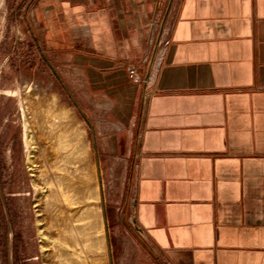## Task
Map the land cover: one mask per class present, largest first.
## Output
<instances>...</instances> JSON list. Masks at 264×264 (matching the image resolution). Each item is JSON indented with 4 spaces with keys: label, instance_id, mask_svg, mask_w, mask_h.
Returning a JSON list of instances; mask_svg holds the SVG:
<instances>
[{
    "label": "crops",
    "instance_id": "1",
    "mask_svg": "<svg viewBox=\"0 0 264 264\" xmlns=\"http://www.w3.org/2000/svg\"><path fill=\"white\" fill-rule=\"evenodd\" d=\"M156 2L39 0L32 17L81 58L97 132H116L107 151L128 137L135 247L152 264H264V0H172L145 85L127 66L141 68Z\"/></svg>",
    "mask_w": 264,
    "mask_h": 264
},
{
    "label": "rangeland",
    "instance_id": "2",
    "mask_svg": "<svg viewBox=\"0 0 264 264\" xmlns=\"http://www.w3.org/2000/svg\"><path fill=\"white\" fill-rule=\"evenodd\" d=\"M38 1L0 0V264H79L55 256L53 244L60 230L52 227L48 212L42 210L39 215L34 206L33 183L39 181L29 170L22 143L26 124L35 163L53 160L47 121L54 113L65 115L60 127L69 125L80 132L85 184L96 195L89 202L98 212L101 248L90 251L93 254L82 253V264H152L132 243L131 230L125 227L132 221L128 172L125 175L122 161L128 137L121 138L118 153L107 151L106 137L117 136L116 132H97V123H102L106 112L105 106L98 105L102 97L87 89L79 69L81 58L69 62L66 52L71 46L65 38L53 31L48 34L44 22L34 20L32 10ZM166 28L158 21L159 39H165ZM79 238L75 235L71 240L76 250Z\"/></svg>",
    "mask_w": 264,
    "mask_h": 264
},
{
    "label": "bare ground",
    "instance_id": "3",
    "mask_svg": "<svg viewBox=\"0 0 264 264\" xmlns=\"http://www.w3.org/2000/svg\"><path fill=\"white\" fill-rule=\"evenodd\" d=\"M64 117V113H54L47 121L49 130L52 131V135L49 136L52 143L50 155L53 160L50 159V162L37 164L33 160L34 156L30 151L32 139L26 132V124L23 125L21 140L24 143V153L28 157L29 170L34 179L39 181L33 183L37 196L34 206L37 207L39 215L42 210L48 212L52 219V227L60 230L59 238L54 239L53 244L55 256L63 262L76 261L82 264L85 261L82 253L101 248L98 212L89 202L95 199L96 195L92 187L85 184L87 177L83 165L85 148L80 132L69 125L60 127L59 120ZM75 235L80 237L78 239L80 249L77 250L71 243Z\"/></svg>",
    "mask_w": 264,
    "mask_h": 264
},
{
    "label": "built area",
    "instance_id": "4",
    "mask_svg": "<svg viewBox=\"0 0 264 264\" xmlns=\"http://www.w3.org/2000/svg\"><path fill=\"white\" fill-rule=\"evenodd\" d=\"M168 1L167 0H157L156 2V6L152 14V22H151L152 31H151L150 41H149V49H148L146 56L143 58L141 62V68L138 69L134 65L127 66V75L134 82L144 83L145 85H148L151 77L156 73V70L161 64L166 41L165 39L164 40L159 39V33L157 35L158 21H160V17L162 14H164L166 18L167 13H168L167 10L169 9V6L172 0H168ZM162 24H165V23H162ZM166 31H167V28H166ZM166 31L164 32V34H166ZM155 42H156V45H158V46H155L156 49L155 47L153 48V45ZM150 55H151V59H149Z\"/></svg>",
    "mask_w": 264,
    "mask_h": 264
}]
</instances>
